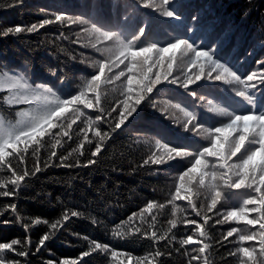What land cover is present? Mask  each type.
Returning a JSON list of instances; mask_svg holds the SVG:
<instances>
[{"label":"trees","instance_id":"trees-1","mask_svg":"<svg viewBox=\"0 0 264 264\" xmlns=\"http://www.w3.org/2000/svg\"><path fill=\"white\" fill-rule=\"evenodd\" d=\"M169 10H176L180 19L164 17L156 9L145 7L140 0H23L15 6L12 0H0V29L39 24L43 19L54 20L56 14L63 13L73 18L80 16L90 20L102 31L119 32L127 40L138 26L148 24L151 27L146 29L147 39L149 42H158V46H166V42L174 38L188 39L205 50L214 49L215 58H221L222 63L230 61L229 66L234 65L233 70L238 69V75L261 70L258 61L264 60V0H175ZM84 28H90V25L54 22L31 33L5 36L0 31V73L16 74L24 71L33 88L44 84L51 87L61 99L79 94L84 82L97 72V68L92 65L107 58V54L97 49L112 46L111 41H103L102 37L98 43L99 33L85 32ZM143 46L147 47L148 43ZM181 64L182 55L178 51L173 76L180 74ZM60 70H63L62 73ZM121 70H124V65L114 67L111 72L106 69L97 90L100 95L98 106L87 109L79 105L82 115L70 130L72 139L60 137V144L55 145L57 157H66L64 166L56 158L48 160L55 143L48 136L41 140L36 158L32 155L34 146L29 147L22 162L15 155L8 158L18 174L33 168L37 159L42 170L26 177L14 197H0V220L8 221L0 223V242L30 240L27 258L15 255L9 257L5 253L6 258L19 259L21 264H47L48 261L61 264L64 259H75L77 264H122L127 254L133 258V264H136L137 258L144 256L154 260V264H189V260L197 255L193 249L199 245H182L180 242L187 235H193L195 241L203 239L204 243L210 245L203 254L208 257L209 264H264V254L260 252L258 239L239 240L240 234L258 232L259 225L248 226L242 221L231 219L224 221V217L234 207H252L245 206L243 200L255 193L249 189L229 188L218 180L221 196L216 207L209 211L214 193L197 183L199 175L191 184L186 182L185 190L181 193L182 196L189 195L187 188L190 187L191 203L186 200L173 201L175 189L179 186L178 177L190 167L189 163L177 159L161 165H143V161L154 154L167 159L166 150L157 146V140L161 145L167 144L186 131L183 128L185 117L175 105L179 104L180 108L189 111L194 108L197 120L206 130L212 126V122L200 120L201 112H210L214 105L228 108L229 111L244 109L247 105L242 98L236 96L231 90L232 86L223 81H200L198 84L201 87L190 86L203 100L191 97L177 84L163 82L157 86L158 91L154 89L151 94L155 107L142 104L138 114H134V119L130 118L126 126L113 132V117L120 111L117 105L123 99L126 88L125 77L116 78ZM53 72L56 74L53 75ZM254 91L256 96H260L264 93V84L257 81ZM7 95L6 92H0V121L4 129L16 132L23 126L17 122L26 119L18 113H32L34 105H9L4 99ZM86 98L96 103L92 93H88ZM113 107H117V111L107 116ZM101 108L105 110L104 117L96 121ZM238 114L246 113L241 111ZM213 115L226 122L225 117L216 113ZM89 117L93 121L91 131L87 132L91 144L83 141L80 132L86 127L85 122ZM68 118L75 119V116L69 113ZM215 126L219 127L220 124L216 123ZM97 127L102 134H109L101 153L95 158L97 162L88 167L66 166L75 164L77 160L83 165L90 158L96 143L94 131ZM188 127L190 129L191 125ZM186 135L194 137L187 149L190 152L210 146L205 138L206 132L200 129L186 132ZM82 141L84 147L80 149ZM176 146L175 143L169 144V147ZM9 151L14 152L11 148ZM81 151L83 155H79ZM45 161H48L47 167ZM237 162V157L229 161ZM204 171L219 172L220 169L218 166L212 168L210 162L209 168ZM10 180L11 173L6 168H0V185L8 184L10 189ZM204 180L205 185L211 182L210 177ZM149 201L163 204L164 207L158 210L154 208L151 214L144 213L141 219V209ZM12 203L16 204L15 211L10 207ZM193 204L195 210L191 206ZM65 212L69 214L67 221L62 219ZM72 212L79 215L72 216ZM133 213H137V216L129 221ZM205 216L211 217L207 223L204 221ZM249 218H258V214L251 213ZM191 219L197 220L198 224H205L203 238L196 232V226L185 223ZM217 219L222 223L216 224ZM37 220L47 221V224H36ZM173 220L176 227L169 231V222ZM26 223L29 225L27 230L23 227ZM53 223L58 224L54 233L51 229ZM233 227L239 232L224 240L223 237ZM137 228L139 231H136ZM145 231H156L158 236L167 233L168 239L153 242L149 236L142 234ZM44 234H48L50 239L37 252L36 246ZM93 240L108 244L112 251L121 255L116 258L112 257L111 251L92 252L90 244ZM16 247L20 250L21 246ZM243 247L254 249V259L250 260L237 251ZM156 249L164 253L158 259H154ZM85 251L90 253L87 257L82 256ZM169 252L171 255H168ZM143 264H148V261Z\"/></svg>","mask_w":264,"mask_h":264},{"label":"snow or ice","instance_id":"snow-or-ice-1","mask_svg":"<svg viewBox=\"0 0 264 264\" xmlns=\"http://www.w3.org/2000/svg\"><path fill=\"white\" fill-rule=\"evenodd\" d=\"M12 2L15 6L17 3H22L23 0H12ZM140 3L145 7L156 9L164 17L180 19L176 10H169L171 5L175 3V0H171V4L170 0H140ZM54 22L90 25V28H84L83 31L99 33L97 42L99 43V38L102 37L103 41H111L112 46H103L97 49V51L107 54V58L101 59L92 65L94 68H97V72L91 76L90 80L84 82L79 94L70 95L68 99H61L53 92L51 87L44 84L37 85L33 88L29 84L28 76L24 71H18L16 74H11L10 72L0 73V92L9 94L4 96V99L9 105H18L21 103L34 105L32 113L27 111L18 113L26 119L17 122L18 124H23V126L16 132L4 129L3 122L0 121V168H6L11 173V188L9 189L8 184L0 185V197H14L26 177L42 170L37 159L33 168L25 169L23 174H18L8 158L15 155L22 162L24 154L28 152L30 146H34L32 148V155L36 158L41 140L45 136L55 141L53 150L49 153L48 160L51 161L53 158H56L62 166L65 165L66 157L63 155L57 157V152L54 150L55 145L60 144V137H68L69 140L72 139L70 130H72L73 124L82 115L79 105H84L87 109H93L98 106L100 95L97 90L100 87L101 78L105 76L106 69L111 72L114 67L118 68L120 65H124V70H121L116 78L125 77L126 79L123 99L117 105L120 111L117 116L113 117L115 120L114 126L111 128L113 132L121 129L122 126H126V123L130 122V118L134 119V114H138L142 104L147 103L155 107V102L151 94L163 82L177 84L188 92L191 97L197 100H203L204 98L198 96L196 91H192L190 86L196 85L197 87H201L202 85L198 84L200 81H223L227 85L232 86L231 90L236 96L242 98L247 107L229 111L228 108L214 105L211 107L210 112H201L200 120L212 122V126L205 130L203 125L197 120V114L194 108L193 111H189L187 108H180L179 104L175 105L174 107L179 109L185 117L183 128L186 131L177 135L175 140H170L167 144L161 145L160 141L157 140V146L166 150L167 159L154 154L148 157V159H145L143 165L150 163L161 165L177 159L189 163L190 167H187V170L183 171L178 177L179 186L175 189L173 201L186 200L191 203L190 194L192 189L190 187L187 188L189 195L182 196L181 193L185 190V183L191 184L193 180L197 179V175H199L200 179L197 180V183L207 187L210 192L214 193L211 198L209 211L216 207L221 196L218 190V180L223 181L225 186L232 189L251 190L256 195L244 199L243 204L245 206H253L234 207L224 217V221L231 219L233 221H242L248 226L259 225L258 232L252 231L250 234H240L239 240L243 242L256 241L258 239L260 252L264 254V93L256 96L254 91L257 87V81L260 84H264V60L258 61L262 66L259 72L253 71L251 74L242 76L237 74L238 69L233 70L234 65L229 66L230 61L222 63L221 58H215L214 49L210 48L209 50H205L203 46L195 45L189 42L188 39L174 38L166 42V46H158V42H149L146 36V29H150L151 26L148 24L138 26L131 35V38L126 40L119 32L111 30L102 31L90 20H86L80 16L73 18L63 13L56 14L54 20L43 19L39 24L33 23L30 26H8L6 29H0V31L5 36L22 32L31 33ZM144 43H148V46H143ZM92 47L95 48L96 45L93 44ZM178 51L182 55V64L180 74L173 76V67L176 64ZM126 61L127 63H125ZM206 68L208 69L207 72L205 71ZM153 69H156V71L153 72ZM193 69L196 71H193ZM60 71L62 73L63 70ZM213 73H216V75L213 76ZM52 74L55 75L56 73L53 72ZM170 76L172 77L171 79H169ZM61 82L63 83V80ZM88 93L93 94L96 103L93 102V99L86 98ZM117 107H113L107 113V116H112V113L117 111ZM241 111L246 114H238ZM99 112L100 115L96 116V121H101L102 117H104L105 110L101 108ZM69 113L75 116V119L68 118ZM213 113L225 117L226 122L218 120ZM62 118H64L63 122L57 123ZM85 123L86 127L80 129V132L83 134V141H88L91 144L92 141L88 139L87 132L91 131L93 121L89 117ZM216 123H219L220 126L216 127ZM189 125H191L190 129L188 127ZM53 129H59V131L53 132ZM197 129L206 132L205 138L208 139L210 146L202 147V150L190 152L187 149L194 137L186 135V132H195ZM108 135V132L102 134L100 128L97 127L94 131L96 143L90 158L83 165L77 160L75 164H67L66 166L88 167L95 164L97 162L95 158L101 153L104 141L108 138ZM83 141L79 145L80 149L84 147ZM171 143H175L177 146L169 147ZM21 144L23 145L22 147ZM9 148L13 149L14 152L9 151ZM242 149L244 150L243 152H241ZM73 151L75 152L77 149H73ZM238 153L241 155L237 156ZM79 155H83V152L81 151ZM232 157H237L238 162L229 163ZM210 162L212 168L215 169L218 166L220 171H211L210 173L204 171L209 168ZM47 166L48 161H45V167ZM205 177H210L211 182L208 185H205ZM173 201H169V203ZM191 206L195 210V205L193 204ZM10 207L13 211L16 210L15 203H12ZM163 207V204L157 205L155 201H149L141 209L139 215L143 219L144 213L151 214L154 208L158 210ZM251 213H257L258 218H249ZM71 215L77 216L79 213L72 212ZM196 215L199 216V212ZM136 216L137 213H133L132 217H129V221ZM62 219L67 221L69 214L65 212ZM210 219L211 217L205 216V223ZM153 221H155V216H153ZM0 223H8V221L0 220ZM35 223L47 224V221L37 220ZM185 223L190 226H196V232L199 233L200 237L203 238L205 236V224H198L195 219L187 220ZM215 223L221 224L222 221L217 219ZM169 225V231H171L172 228L176 227V222L174 220L170 221ZM23 227L27 230L29 225L26 223ZM57 228V223L51 225L53 233ZM136 231H139V228ZM238 232L239 230L233 227L226 233L223 239L227 240L234 233ZM142 234L149 236L153 242L168 239L167 233L158 236L156 231H151L150 233L145 231ZM49 239L50 236L44 234L38 241L36 251H40V248L45 245V241ZM180 243L182 245H199L198 248L193 249L197 252V255L189 260V264H193V262L200 264L201 261L202 264H209L208 257L203 254L210 248V245L204 243L203 239L195 241L193 235H187ZM29 245L30 240L22 241L20 239H12L10 243L0 242V264H21L19 259L13 260L6 258L5 253H8L9 257L15 255L21 258H27L30 250ZM16 246H21L20 250ZM90 249L92 252L97 250L101 252L111 251L112 257L116 258H119L121 255L119 252L112 251L108 244H100L95 240L91 241ZM237 251L242 252L244 257L250 260L254 259L253 248L243 247ZM89 254L88 251H85L82 253V256L87 257ZM125 255L127 259L122 264H133V258L130 255ZM163 255V252L156 249L154 259H158ZM168 255H171V253L169 252ZM144 261H148V264H154V260H149L148 256L137 258L136 264H143ZM47 264H54V261H48ZM61 264H77V260L64 259Z\"/></svg>","mask_w":264,"mask_h":264}]
</instances>
